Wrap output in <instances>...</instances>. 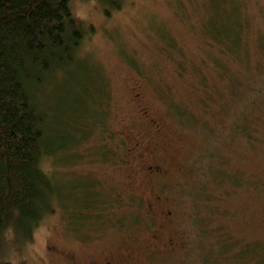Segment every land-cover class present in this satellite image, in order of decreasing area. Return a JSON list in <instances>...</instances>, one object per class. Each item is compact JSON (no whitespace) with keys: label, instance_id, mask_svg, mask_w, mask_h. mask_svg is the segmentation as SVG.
I'll return each instance as SVG.
<instances>
[{"label":"rangeland","instance_id":"374dc122","mask_svg":"<svg viewBox=\"0 0 264 264\" xmlns=\"http://www.w3.org/2000/svg\"><path fill=\"white\" fill-rule=\"evenodd\" d=\"M214 2L125 0L120 10L105 16L104 6L96 0L71 1L73 15L93 29L77 53L82 65L76 61L70 68L73 79L52 83L36 93L46 108L48 142L57 148L40 165L58 184L61 200L30 244L0 251V264H101L110 256L126 264H264L258 254L264 244V141L250 147L242 139L234 141L225 135L229 124L245 114L253 117L250 122H255L263 134L264 97L248 94L254 81L262 78L263 63L258 65L254 59L249 64L230 62L229 70L236 76L238 94L244 101L235 104L229 80L217 77L212 67L202 62L207 47L204 33L213 18ZM222 2L226 9L239 3L241 22L250 18L256 23L264 17V0ZM230 18L231 14L225 26ZM260 29L261 24H256V35ZM251 47V53L261 58ZM185 59L190 63L185 66L195 63L203 70L205 88L198 84L199 74L194 68L178 67L177 61L183 63ZM105 85L111 130L116 135L128 132L130 144L137 139L138 153L144 158L128 157L124 170L102 164ZM211 86L214 96H219L209 95L208 110H201L200 117L199 99ZM166 100L187 107L205 120L219 119L217 124L223 125L225 136L223 144L213 145L219 147L216 158L222 160L217 166L234 174L233 180L243 185L241 188H218L212 177L216 172H206L210 181H203L210 196L202 200L208 206L195 204L192 193L202 182L200 172L213 167L205 158V139L180 126L170 115ZM248 101H257V108L246 107L249 111L242 114L240 104ZM221 102L228 104L222 115ZM71 112H84L94 118V125L98 124L79 126L84 116ZM151 119L156 126H151ZM153 163L163 164L159 178H151L143 170ZM102 190L110 197V205L102 209L101 204L89 212L84 209L80 214V207H85L84 195L87 193L91 200L92 195H99L102 200ZM155 193L162 198L156 207L171 213L162 238H173L176 246L174 253L162 248L156 258H146V246L150 249L155 244L150 234L156 223L145 215L142 220L136 216L135 222L130 219L148 209L147 204L140 207L138 201L148 203ZM237 252L245 259H236Z\"/></svg>","mask_w":264,"mask_h":264},{"label":"trees","instance_id":"16d2710c","mask_svg":"<svg viewBox=\"0 0 264 264\" xmlns=\"http://www.w3.org/2000/svg\"><path fill=\"white\" fill-rule=\"evenodd\" d=\"M71 1L0 0L1 252L7 247L21 248L30 244L40 224L47 216L54 212L55 205L61 200L58 184L42 170L40 165L43 158L53 154V149L55 148L56 150L57 148L53 147L50 144L51 142H48L46 134L48 118L45 112L46 108L43 101L37 98V95H39L42 88L46 89L52 83L60 82L61 80L68 82L72 78L69 75L71 73L69 70L76 61L79 62V66L82 65V61L78 60L77 53L84 40L93 33V29L90 26L87 27L73 15L70 7ZM96 1L104 6L103 12L105 16H109L113 11L120 10L125 2V0ZM222 1L216 0L214 2L213 18L208 23L206 32L204 33L207 47L206 56L202 62L209 67L211 66L217 77L229 80V91L233 95L232 100L234 99L235 104L244 101L238 94L240 85L237 87L236 76L231 75L228 65L231 61L249 64L253 59L258 65L262 62V78L254 81L248 90V94L252 98H263L264 17H260V23L259 20L253 23L250 18H245L241 22L240 16H238V10L240 11V15H242L239 3L230 9H226ZM230 14L229 23L225 26L226 19ZM244 14L247 15L246 12ZM256 24H261L258 35L254 32ZM251 46L255 48V51L261 58H256L251 53ZM177 63L181 70H185L186 68L191 70L194 68L199 74V77H197L198 84L205 88V78L202 76L204 73L203 70L199 69L197 64L194 63L193 66L189 65L190 63L186 59L183 63L180 61H177ZM186 63L189 64L185 66ZM65 76L67 79L64 78ZM192 87L196 88L195 85H192ZM213 91L214 86H211L210 90H207L199 99L198 115L200 117L203 116L201 110H208L207 105L210 101L207 100L209 99V95L213 97L219 96V93L214 96ZM102 97L104 98L101 133L102 164L110 163L112 166H116L118 170H124V167L129 163L128 157L134 156V159L142 161L144 158L142 154L138 153L139 143L137 139H133L130 144L126 140L128 132L127 134L116 135L111 130L110 102L107 99L109 96L106 92V85L105 90L103 86ZM165 103L170 115L177 120L180 126L183 125L191 129L194 135L205 139V146H207L204 148L207 155L205 158L209 161V167L212 166L213 168L200 172L202 174V182L197 188L196 193H192L195 195L193 198L195 204L208 206L207 202L202 200L203 198L207 200L206 195L210 196L208 188L205 186L207 184L203 181L209 180L205 176V174L207 175L206 172H216L212 177L218 188H227L228 190L241 188L243 185H239L233 180L235 178L234 174L228 172L225 167L223 169L217 166L222 160L216 158L219 147L213 145L214 142L220 145L223 137L228 135L234 141L242 139L247 146H259L261 140L264 141V131L263 134H260V128L256 123L250 122L254 120L253 117L245 114L249 111L246 107L255 109L257 108L255 103L258 102L248 101L244 106L240 104L242 107L241 113L252 120H244L246 116L240 115L238 120H235L233 124H229L230 130L225 135L221 131L223 125L218 126L217 124L218 118L214 117L213 120H205V118L195 116L192 110L180 106L176 102L166 100ZM227 107L228 104H222L221 102L219 114L222 115ZM145 113L142 112V114ZM71 114L76 117H78V114L84 116L80 119L79 126L86 128V123L92 124L93 127L98 124L94 125V118H90L84 112H71ZM150 121L151 126H156V121L152 119ZM212 122L214 124L210 125ZM78 131L82 132L81 130ZM82 135L85 136V133ZM76 141L78 142L79 140ZM162 165V163H153L148 166L152 167L153 172H156L157 178H159L161 173H163ZM148 166L143 167L147 176L150 174L146 170ZM250 188H255V186H250ZM261 190H263V187ZM152 196V199L148 203L146 201H138L140 207L144 205L145 208L147 204L148 209L144 210V214L131 216L130 220L132 222L136 221V216L140 220L143 219L144 215L146 219H152L148 215L151 204L154 205V209L162 212L156 207L158 200L162 198L156 193ZM84 197L85 207H80V214L84 209L89 212L101 204L102 209H106L105 207H108L112 202L104 190H102V200L99 195H92L93 200H91V197L87 193ZM96 199L101 201H97ZM90 204L93 205L90 206ZM126 204L129 205V203ZM170 217L171 213L168 216V220H171ZM119 221L121 222L120 219ZM241 252H237L234 255L236 259H245ZM258 254L262 257V263H264V244Z\"/></svg>","mask_w":264,"mask_h":264},{"label":"flooded vegetation","instance_id":"af4514ba","mask_svg":"<svg viewBox=\"0 0 264 264\" xmlns=\"http://www.w3.org/2000/svg\"><path fill=\"white\" fill-rule=\"evenodd\" d=\"M147 172H149V176L151 178H157V174L156 172H153L152 167L148 166L146 168ZM161 170V169H160ZM153 172V173H151ZM153 204L150 205L149 207V212L148 215L149 217L156 223V226L154 228V230L151 232L150 236L151 239L153 240V242L155 243L152 248L149 249L148 245L146 246V250L144 251L145 253V257L146 258H156L158 255L162 254L161 249L162 248H169L170 250H168L170 253H174V247L176 246V244L173 242V238H167V239H163L162 238V231L165 230L166 228V224H168L169 220H168V216L170 215L169 212H159L156 209L153 208ZM116 260V262H115ZM123 262L122 260H118L115 259L113 256H110L104 260H102L101 264H126V263H121ZM144 264V263H143Z\"/></svg>","mask_w":264,"mask_h":264}]
</instances>
